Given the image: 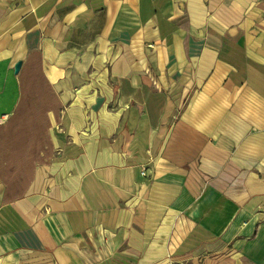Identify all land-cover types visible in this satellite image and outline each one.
<instances>
[{
    "label": "crops",
    "instance_id": "crops-1",
    "mask_svg": "<svg viewBox=\"0 0 264 264\" xmlns=\"http://www.w3.org/2000/svg\"><path fill=\"white\" fill-rule=\"evenodd\" d=\"M0 264H264V0H0Z\"/></svg>",
    "mask_w": 264,
    "mask_h": 264
},
{
    "label": "water",
    "instance_id": "water-1",
    "mask_svg": "<svg viewBox=\"0 0 264 264\" xmlns=\"http://www.w3.org/2000/svg\"><path fill=\"white\" fill-rule=\"evenodd\" d=\"M20 64H21V62H20V61H17V62L15 63V65H14V72H15V73H17V72H18V70H19V67H20Z\"/></svg>",
    "mask_w": 264,
    "mask_h": 264
},
{
    "label": "built area",
    "instance_id": "built-area-1",
    "mask_svg": "<svg viewBox=\"0 0 264 264\" xmlns=\"http://www.w3.org/2000/svg\"><path fill=\"white\" fill-rule=\"evenodd\" d=\"M143 174H144V172H143Z\"/></svg>",
    "mask_w": 264,
    "mask_h": 264
}]
</instances>
